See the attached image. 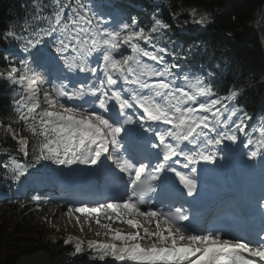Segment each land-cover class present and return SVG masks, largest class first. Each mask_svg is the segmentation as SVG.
<instances>
[{"label":"snow or ice","instance_id":"6c2138e0","mask_svg":"<svg viewBox=\"0 0 264 264\" xmlns=\"http://www.w3.org/2000/svg\"><path fill=\"white\" fill-rule=\"evenodd\" d=\"M33 7L30 19L0 33L23 53L5 57L0 70L16 89L15 117L0 120V131L23 159L9 155L0 168L26 191L61 166L91 178L77 190L83 199L74 211L111 242L77 239L74 253L86 243L94 260L109 264H264V183L245 200L259 210L258 230L240 228L235 214L201 224L196 212L206 178L234 158L243 168L264 167V121L249 128L242 92L221 93L216 73L191 71L187 53L161 42L171 25L160 18L147 26L119 10L100 12L93 0H33ZM190 15L211 23L195 19L194 9ZM32 199L39 210L41 195Z\"/></svg>","mask_w":264,"mask_h":264},{"label":"trees","instance_id":"16d2710c","mask_svg":"<svg viewBox=\"0 0 264 264\" xmlns=\"http://www.w3.org/2000/svg\"><path fill=\"white\" fill-rule=\"evenodd\" d=\"M152 1L163 3L157 8L162 13L161 19L171 25L161 42H170L169 46H176V51L182 55L187 53V66L191 71L202 67L207 73H216L221 93H226L230 86L240 90V106L250 115L264 117V0ZM146 8L151 15L156 7ZM193 9L195 19L203 15L211 23L207 26L193 23L194 18L190 15ZM34 11L33 0H0V33L10 25L23 24ZM11 44L17 45L15 41L0 40V70L7 66L2 49ZM14 92L6 81H0V120L5 123L15 117ZM14 127L22 129L23 125ZM21 132L32 137L29 132ZM32 140L36 144V138L32 137ZM5 148L9 153L3 151ZM15 148L16 143L0 131V157L9 159L11 155L22 160V154ZM7 177L10 173L2 169L0 193H3V182L6 186L13 182ZM40 219L41 212L34 202L9 200L0 203V264H50V260L56 264L87 263L90 252L84 249L75 254L74 247H62L61 244L49 245L54 253L50 258L46 255L34 258L39 250L35 225L41 223Z\"/></svg>","mask_w":264,"mask_h":264},{"label":"rangeland","instance_id":"374dc122","mask_svg":"<svg viewBox=\"0 0 264 264\" xmlns=\"http://www.w3.org/2000/svg\"><path fill=\"white\" fill-rule=\"evenodd\" d=\"M94 3V1H93ZM99 11V10H98ZM150 18L143 15V18L145 17V20H147V24L151 26L154 18H160L162 14L161 13H153ZM15 46H9L4 51L7 56L16 57V55H23V53L20 52L19 49H14ZM175 47L176 46H172ZM183 47V45H181ZM197 74H200L198 72ZM12 86V85H10ZM13 87V86H12ZM12 90V89H11ZM46 106V105H44ZM252 116V115H251ZM264 121V117H261L260 114H258L256 117H252V121L249 122V128H251L252 124H258L259 122ZM21 135L27 137L30 141L31 145H35L34 141L32 140V137L29 135L24 134L21 132ZM11 139V137H9ZM254 139H260L258 133L254 135ZM11 141H13L11 139ZM16 143V141H13ZM242 151V150H241ZM238 156V153H237ZM234 161L233 167H240V163L238 161V158H234L231 162ZM237 161V162H236ZM252 165L254 169L258 166V161L256 162H248V167L243 168V170L239 169L240 171L245 172L246 169L252 168ZM55 167V166H54ZM52 167V168H54ZM49 168H51L49 166ZM56 168V167H55ZM260 170L263 169L262 164L259 165ZM62 173V174H60ZM253 174V173H252ZM251 174V175H252ZM72 173L68 169H64L62 166L60 169H58L57 177H55L59 182L65 180L67 177H71ZM44 183H47L44 181ZM13 195H11L12 197ZM33 195H31V198ZM42 204L39 206V210L41 212V223L39 225H35V233L39 235L38 243H36V246H38V251L34 258L37 257V255H46L48 258H50L51 255H54V253L51 252V247L49 245H58L61 244L62 247H71L74 246L77 239L88 241V240H101L104 242H111L108 237L104 236V229H101L96 223L93 218L87 217L83 214L76 213L74 211V208L76 206H70L66 200H52V198H44L41 201ZM79 206V205H77ZM72 208V211H69V208ZM102 223H108L106 220H101ZM143 225V227L148 228L150 231L153 230L154 224H148L146 221H143L141 219L140 221ZM114 228H119L123 232L132 231L127 225L125 224H119L114 223L112 225ZM97 232H100L101 235L98 237L96 235ZM65 241H70L69 243H65ZM144 243L147 245L150 243V241L145 240ZM87 250L90 252V250L87 248V245H85L82 248L83 250ZM81 251V252H82ZM93 253L90 252L89 257L86 258L87 263L86 264H109L110 258H108V261L101 262L98 260H94ZM50 264H56L52 260H50ZM114 264H120V262H114Z\"/></svg>","mask_w":264,"mask_h":264},{"label":"bare ground","instance_id":"6f19581e","mask_svg":"<svg viewBox=\"0 0 264 264\" xmlns=\"http://www.w3.org/2000/svg\"><path fill=\"white\" fill-rule=\"evenodd\" d=\"M197 71L200 72L201 74H203L205 72L204 68H202V67H199L197 69ZM233 164H234V161L226 164L224 169L229 171V172L237 173L241 177L243 171H240L239 169L243 170V167L240 166V167L236 168V167H233ZM260 164H262V162L258 161V166L255 169H254L253 165H252V168L246 169V174H248L247 176L250 177L249 181L253 184V188L258 192V196H259L260 191H261L262 183H264V174L262 172L263 169L260 170V168H259ZM46 182H48V181H46ZM243 182H245V181L243 180ZM244 185H245V183H244Z\"/></svg>","mask_w":264,"mask_h":264}]
</instances>
